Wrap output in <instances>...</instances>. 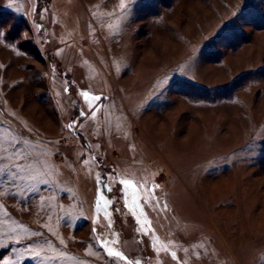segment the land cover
Instances as JSON below:
<instances>
[{"label": "rangeland", "instance_id": "374dc122", "mask_svg": "<svg viewBox=\"0 0 264 264\" xmlns=\"http://www.w3.org/2000/svg\"><path fill=\"white\" fill-rule=\"evenodd\" d=\"M8 3L0 264H125L105 239L140 264H264V0H135L124 17L119 0ZM83 90L104 98L95 119ZM124 178L159 185V208L139 203L176 261Z\"/></svg>", "mask_w": 264, "mask_h": 264}, {"label": "snow or ice", "instance_id": "6c2138e0", "mask_svg": "<svg viewBox=\"0 0 264 264\" xmlns=\"http://www.w3.org/2000/svg\"><path fill=\"white\" fill-rule=\"evenodd\" d=\"M135 2V0H119V9H120V17H124L126 16L131 8V5ZM8 7H12V0H9V3L7 5ZM19 11V9H17ZM107 15H111V13H107ZM93 16H96V13H93ZM39 28V26H37ZM111 27V26H110ZM4 35L3 32H0V37H2ZM80 95L83 97L86 107L88 109V111L91 113V117L93 119L96 118L97 116V112L98 111H102V109H100L98 107L99 103L102 102V100L104 99L103 97H101L100 95H94L89 93L86 90L81 91ZM95 109V110H94ZM86 115V113L84 111L80 112V116L84 117ZM69 129H73L75 127V122L73 124H69L68 125ZM24 143H27V141H24ZM3 151L6 153L8 151V149H3ZM7 157H3L0 156V159H6ZM25 158V154L21 153V152H17L15 150H13V159L16 161H19L21 159ZM95 159V158H93ZM83 164L85 166H87L89 164L88 160H84ZM13 168H19L20 165L18 163H14L10 165ZM8 166L5 165H0V173H3L6 168ZM97 184L98 186L101 184V178L99 176H97ZM119 184L123 185L124 187L121 189V191L124 192V206L125 208H128L129 212L136 217L137 216V212H139V216L137 217V223L140 224V230L142 231V233L144 235H149V233H151L152 236V247L153 249L157 252V254L159 255V253L161 251L164 252H168L171 256V259L173 261L177 260V256H176V252L175 251H171L169 252L168 246H160V242H159V238L156 237L154 230L151 227V221H149L146 218V213L144 211V207L139 203V199L141 197V195H143V199H144V203L146 205H149L153 208H159V202L157 201L156 203H153V201L155 200V196H154V190L155 188H158L159 185H152L151 188H148L146 186V184H142V183H138L135 180L132 179H128V178H124V179H120ZM133 185H135L133 187ZM105 188H109L108 185H103ZM131 188V192L129 193L128 189ZM141 189H143V193H141ZM109 190H111L109 188ZM103 201V204L105 206V216H108V212L106 211V206L108 204V201L104 198V196L100 193V189L98 187L97 189V200H96V209L99 212L101 210V202ZM131 201V203L129 202ZM163 209L167 210V205H163ZM141 218H143V223H141ZM108 227L111 228V222H109ZM96 229H93V232H95ZM38 234V233H37ZM61 243H63V241H60ZM116 241L112 240V241H108L107 239L104 240L103 244L101 245L102 247H104L106 249L107 255L109 257H113V258H118L120 261H124L125 264H140L139 260L136 261H129L128 258L120 251L115 250L112 246H110L111 244H115ZM172 242L169 241V244H171ZM3 246V245H0ZM49 247H51L49 245ZM195 247H199V245L195 246ZM43 249L40 250H36V249H32L33 254L37 257L40 256V251H42ZM185 251H187V249H185ZM3 264H11V261L9 260H4ZM179 264V262H178ZM183 264H187V261H184Z\"/></svg>", "mask_w": 264, "mask_h": 264}, {"label": "crops", "instance_id": "0c3cea01", "mask_svg": "<svg viewBox=\"0 0 264 264\" xmlns=\"http://www.w3.org/2000/svg\"><path fill=\"white\" fill-rule=\"evenodd\" d=\"M35 78H36V77L29 78V79L32 81V80H34ZM30 80H27V81H30ZM0 81H2V79H0ZM31 81H30V82H31ZM14 83H16V84L18 85V83H19V80H17V81H14ZM46 83H48V82H47V80H46ZM3 99H5V98H3ZM50 159H51V158H50Z\"/></svg>", "mask_w": 264, "mask_h": 264}]
</instances>
